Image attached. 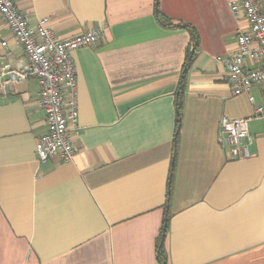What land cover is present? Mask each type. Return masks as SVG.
Masks as SVG:
<instances>
[{"label":"crops","instance_id":"1","mask_svg":"<svg viewBox=\"0 0 264 264\" xmlns=\"http://www.w3.org/2000/svg\"><path fill=\"white\" fill-rule=\"evenodd\" d=\"M13 1L58 39L103 35L71 53L70 163L37 160L45 125L35 80L0 95V264H158L161 244L166 264H264L263 120L248 123L247 159H229L218 141L222 116L264 108L262 87L250 89L252 103L234 96L214 60L233 52L243 26L230 0ZM2 39L22 57L0 17Z\"/></svg>","mask_w":264,"mask_h":264},{"label":"built area","instance_id":"2","mask_svg":"<svg viewBox=\"0 0 264 264\" xmlns=\"http://www.w3.org/2000/svg\"><path fill=\"white\" fill-rule=\"evenodd\" d=\"M228 7L235 21L243 26L236 30L233 52L214 60L224 67L232 94H245L252 103L250 89L257 86L264 90V12L259 0H230ZM0 17L9 30L11 42L22 50V57L14 58L10 42L0 40V95L5 97L15 85L35 80L45 125V132L35 142L37 160L70 163L75 155L71 135L78 128L77 79L71 53L96 45L102 31L88 29L58 39L46 18L30 26L13 0H0ZM257 118L264 123L263 107H255L253 114L245 118H220L218 141L229 159L249 157L248 147L254 138L248 123Z\"/></svg>","mask_w":264,"mask_h":264},{"label":"trees","instance_id":"3","mask_svg":"<svg viewBox=\"0 0 264 264\" xmlns=\"http://www.w3.org/2000/svg\"><path fill=\"white\" fill-rule=\"evenodd\" d=\"M158 3V0H156V5ZM156 17L158 19V21L163 24L164 26H168V22L167 20L158 12V10L156 9ZM186 29H188L189 33H190V37L194 43V47L196 45V41H197V34L194 31V29L192 27L189 26H184ZM192 56L191 53H188L187 56V62H191L192 61ZM184 81H185V71L182 73L181 77H180V81H179V85H178V94H177V113L179 116L180 113V100H181V96L183 94V88H184ZM167 218L164 220V224L166 223ZM163 236V235H162ZM156 260L158 262V264H166V253L163 249L162 244L157 246V252H156Z\"/></svg>","mask_w":264,"mask_h":264}]
</instances>
